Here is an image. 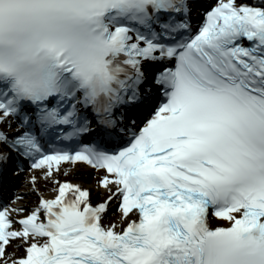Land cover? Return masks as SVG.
Instances as JSON below:
<instances>
[{
	"label": "snow or ice",
	"instance_id": "snow-or-ice-1",
	"mask_svg": "<svg viewBox=\"0 0 264 264\" xmlns=\"http://www.w3.org/2000/svg\"><path fill=\"white\" fill-rule=\"evenodd\" d=\"M0 264H264V0H0Z\"/></svg>",
	"mask_w": 264,
	"mask_h": 264
},
{
	"label": "bare ground",
	"instance_id": "bare-ground-1",
	"mask_svg": "<svg viewBox=\"0 0 264 264\" xmlns=\"http://www.w3.org/2000/svg\"><path fill=\"white\" fill-rule=\"evenodd\" d=\"M96 175V173L89 169V168H86L82 165L78 166L75 171L73 172V175L71 177H69L70 179H73L74 182H78V183H82L84 184V186L86 187H94L95 183H96V180L93 178L94 176ZM25 179V177L21 176L17 181L21 184V187L19 189L20 192H27V188L24 186L23 184V180ZM46 195H48L46 193ZM100 194L99 193H94L93 194V198L94 199H97L98 196ZM36 200V197L35 195H32V196H29L27 198V203H31L33 201ZM112 213H115V207L112 208L109 216L106 218V223L107 222H115L116 220L119 219V216L118 214L116 215H113Z\"/></svg>",
	"mask_w": 264,
	"mask_h": 264
}]
</instances>
